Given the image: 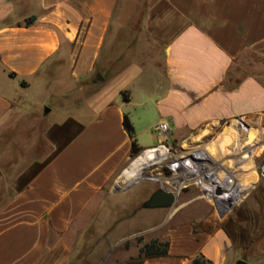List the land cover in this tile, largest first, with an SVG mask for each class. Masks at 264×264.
Listing matches in <instances>:
<instances>
[{
	"label": "crops",
	"instance_id": "1",
	"mask_svg": "<svg viewBox=\"0 0 264 264\" xmlns=\"http://www.w3.org/2000/svg\"><path fill=\"white\" fill-rule=\"evenodd\" d=\"M159 1L139 30L153 39L132 44L123 32L135 29L115 22L118 0H0V130L40 115L36 102L45 98L88 90L90 99L72 111L58 106L52 128L67 130L56 142L45 134L49 156L15 173L0 163V264H69L74 224L124 171L129 185L165 158L166 147L154 148L167 137L183 143L203 127L264 113V73L231 83L244 52L264 56V0ZM107 75L111 89L97 87ZM126 116L145 151L129 169ZM158 121L169 124L165 135L153 130ZM230 205L219 201L210 216L171 226L168 254L142 264H189L199 254L229 264L230 236L216 220Z\"/></svg>",
	"mask_w": 264,
	"mask_h": 264
},
{
	"label": "rangeland",
	"instance_id": "2",
	"mask_svg": "<svg viewBox=\"0 0 264 264\" xmlns=\"http://www.w3.org/2000/svg\"><path fill=\"white\" fill-rule=\"evenodd\" d=\"M154 5L157 10L162 2L118 0L116 25L119 20L120 24L135 29L133 32L122 31L124 40L136 44L138 40L153 39L149 33L139 30ZM107 53L104 52L103 56ZM262 73L264 56L247 50L232 68L231 83L244 75ZM110 75L105 81H99L97 87L110 90ZM97 77L105 78L101 73ZM88 92L76 95L71 92L65 99L50 97L40 100L36 102V107L42 111L40 115L30 112L20 127L14 123L3 127L0 130V163L6 166V170L15 173V169L24 168L31 160L49 156L53 149L45 134L56 142L55 137L62 138L67 130L52 128V120L63 114L58 106L67 104L68 110L72 111L75 101L81 104L90 101ZM51 109L53 111L50 112ZM69 130L71 134L77 131ZM187 134L183 143L167 137L168 143L163 142L156 149L166 147L168 155L159 163L151 161L133 183L125 184L124 171L112 183L110 190L100 196L95 206L74 224L71 233L73 254L69 264L143 261L145 255L141 253V248L145 244L158 240L163 247L168 241L166 231L171 226L184 220L194 219L197 222L204 216H210L217 210L214 206L219 201L231 203L227 210L224 207L226 211L221 209L224 211L221 216L215 213L219 219L216 220L217 227H222L230 236L229 264H236L240 259L247 264H264V113L256 118L234 119ZM144 152L133 157L127 169ZM244 155L247 157L242 159ZM196 174L201 175L203 180H191ZM174 182L176 185H173ZM121 186L124 188L121 189ZM245 186L246 189L240 193L239 189ZM158 187L176 190V204L161 209L143 207L142 204L148 200L147 192ZM232 193L239 197H234ZM185 200H191L192 205L182 206Z\"/></svg>",
	"mask_w": 264,
	"mask_h": 264
},
{
	"label": "trees",
	"instance_id": "3",
	"mask_svg": "<svg viewBox=\"0 0 264 264\" xmlns=\"http://www.w3.org/2000/svg\"><path fill=\"white\" fill-rule=\"evenodd\" d=\"M34 19L35 17H29L28 19H26V24L32 23ZM238 82L239 80L236 81L234 84H237ZM124 98L125 100H128V97H125V95ZM124 125L132 137V157H136L140 153L141 149L137 144L134 127L127 116L125 117ZM144 203L142 204L143 207H145ZM168 246H169L168 241H166L162 247L161 245H159V241L156 240L153 243L145 244L144 247L141 248V253L145 255V258L165 256L168 254ZM127 264H142V261L130 262ZM189 264H214V263L208 258H206L203 254H199L196 257H194Z\"/></svg>",
	"mask_w": 264,
	"mask_h": 264
},
{
	"label": "water",
	"instance_id": "4",
	"mask_svg": "<svg viewBox=\"0 0 264 264\" xmlns=\"http://www.w3.org/2000/svg\"><path fill=\"white\" fill-rule=\"evenodd\" d=\"M99 79L102 80L101 77ZM173 185H176L175 182ZM176 202L177 196L174 191L165 188H159L153 193L150 199L144 203V206L146 208H167L174 206ZM236 264H247V262L240 259Z\"/></svg>",
	"mask_w": 264,
	"mask_h": 264
},
{
	"label": "built area",
	"instance_id": "5",
	"mask_svg": "<svg viewBox=\"0 0 264 264\" xmlns=\"http://www.w3.org/2000/svg\"><path fill=\"white\" fill-rule=\"evenodd\" d=\"M169 129V124L166 121H158L153 125V130L162 135H165L169 131Z\"/></svg>",
	"mask_w": 264,
	"mask_h": 264
},
{
	"label": "bare ground",
	"instance_id": "6",
	"mask_svg": "<svg viewBox=\"0 0 264 264\" xmlns=\"http://www.w3.org/2000/svg\"><path fill=\"white\" fill-rule=\"evenodd\" d=\"M191 180H193V181H195V180H203V177H202L201 175H199V174H196V175H194V177H193ZM232 195H233L234 197H236V198L239 197V195L236 194V193H232Z\"/></svg>",
	"mask_w": 264,
	"mask_h": 264
}]
</instances>
